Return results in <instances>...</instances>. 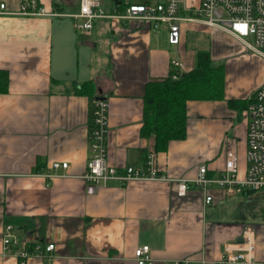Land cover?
<instances>
[{"label": "crops", "instance_id": "0c3cea01", "mask_svg": "<svg viewBox=\"0 0 264 264\" xmlns=\"http://www.w3.org/2000/svg\"><path fill=\"white\" fill-rule=\"evenodd\" d=\"M36 1L51 14H22L24 0H0L8 11L0 13V69L9 73L8 91L0 93V264H17L3 248L8 224L19 246L55 242L52 264H138L135 251L145 244L158 260L222 264L224 244L238 242L247 226L224 188L209 186L214 200L207 203L194 184L179 195L178 180L195 179L201 164L208 176H218L227 137L238 141L245 176L248 98L264 85V56L235 34L199 21L181 23L178 45L170 44L166 23L155 28L141 19L100 18L92 32L81 33L72 17L56 15L78 12L80 0ZM107 1L103 7L113 11L156 0H110L106 7ZM200 2L182 0V10ZM200 50L224 66L225 96L188 101L186 137L156 151L154 136L142 132L146 86L171 76L174 58L182 72L196 68ZM89 81L95 92L80 93ZM95 95L110 100L109 163L141 167L152 154L168 179L114 180L87 192ZM56 161L69 166L55 169ZM256 243L263 260L257 233ZM46 261L32 257L28 264Z\"/></svg>", "mask_w": 264, "mask_h": 264}, {"label": "built area", "instance_id": "2783aa9c", "mask_svg": "<svg viewBox=\"0 0 264 264\" xmlns=\"http://www.w3.org/2000/svg\"><path fill=\"white\" fill-rule=\"evenodd\" d=\"M188 13L182 10V0H156L141 3H131L123 9L106 10L102 0H80L78 12L72 14L58 13L57 16L72 17L74 26L81 33H90L95 21L100 18L141 19L148 21L155 28L162 23L168 25L170 44L178 45L181 41V23L183 21H199L208 26L227 30L244 40L246 46L264 56V0H201L198 6L189 8ZM0 13H8L6 4H0ZM21 13L28 15H49L45 8L36 0H24ZM174 68L173 79L180 77L183 63L174 58L171 61ZM110 100L101 95H95L91 102L90 156L84 178L88 181L87 192L92 194L101 186L111 181L125 184L134 180H164L168 179L160 173L150 154L141 167L128 165L118 168L108 160V135ZM248 166L243 178L239 176V153L236 138L225 140V168L216 177L208 176V167L201 164L197 177L193 180H178V194L185 195L191 185L201 187L206 192V202L214 200L208 192L211 185H218L229 195L243 193L245 190L258 191L264 189V85L254 89L248 98ZM68 162H53L52 167L67 168ZM12 225L6 226L3 236L4 251L17 260V264H28L32 257L44 258L47 264H52L55 242L47 244L36 242L32 245H18L17 239L11 233ZM243 242H227L224 244L222 264H264V259L256 257V233L251 227H246L242 233ZM138 264H190L188 259L158 260L151 254L148 244L139 246L135 251Z\"/></svg>", "mask_w": 264, "mask_h": 264}, {"label": "trees", "instance_id": "16d2710c", "mask_svg": "<svg viewBox=\"0 0 264 264\" xmlns=\"http://www.w3.org/2000/svg\"><path fill=\"white\" fill-rule=\"evenodd\" d=\"M197 66L180 77L172 75L151 81L145 92V123L143 135L154 136L156 151L165 150L170 141L184 139L187 135V103L190 100H221L225 90V68L212 64L210 52L200 50L197 55ZM9 88V73L0 69V93ZM80 93L92 94L95 85L92 81L84 83ZM235 104L234 100L230 101ZM245 190L243 193H253Z\"/></svg>", "mask_w": 264, "mask_h": 264}, {"label": "rangeland", "instance_id": "374dc122", "mask_svg": "<svg viewBox=\"0 0 264 264\" xmlns=\"http://www.w3.org/2000/svg\"><path fill=\"white\" fill-rule=\"evenodd\" d=\"M112 2L107 1L106 7H111ZM226 140V139H225ZM225 144V142H224ZM242 156L239 154V169L242 166L246 168V164L242 163ZM239 176L243 175L239 173ZM228 202L236 212L238 217L247 227H253L259 237V243H264V189L253 193H236L228 196Z\"/></svg>", "mask_w": 264, "mask_h": 264}, {"label": "water", "instance_id": "95a60500", "mask_svg": "<svg viewBox=\"0 0 264 264\" xmlns=\"http://www.w3.org/2000/svg\"><path fill=\"white\" fill-rule=\"evenodd\" d=\"M243 241H244L243 236H240V237L238 238V242H243Z\"/></svg>", "mask_w": 264, "mask_h": 264}]
</instances>
